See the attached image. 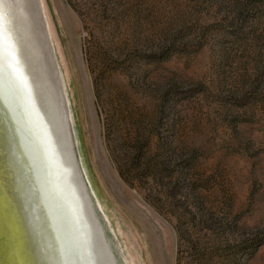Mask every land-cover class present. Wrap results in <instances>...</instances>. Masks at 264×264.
Wrapping results in <instances>:
<instances>
[{
	"label": "rangeland",
	"instance_id": "374dc122",
	"mask_svg": "<svg viewBox=\"0 0 264 264\" xmlns=\"http://www.w3.org/2000/svg\"><path fill=\"white\" fill-rule=\"evenodd\" d=\"M35 2L106 264H264V0Z\"/></svg>",
	"mask_w": 264,
	"mask_h": 264
},
{
	"label": "water",
	"instance_id": "95a60500",
	"mask_svg": "<svg viewBox=\"0 0 264 264\" xmlns=\"http://www.w3.org/2000/svg\"><path fill=\"white\" fill-rule=\"evenodd\" d=\"M11 1L23 14L25 28L32 35L30 14L28 13L29 17L25 15V10L19 5L22 0ZM23 1H26V6H29L31 11L32 8L35 13L36 10L38 11L36 0ZM35 57L36 72L38 73L37 69L42 64L46 66L48 74L49 69L46 62H39L40 59L37 58L36 53ZM52 83L51 81V87L45 81L43 84H46L47 89H52L56 119L54 113L49 115L44 105L43 108L49 115L57 150L63 152L64 163L66 162L70 169L74 168V175L71 177L73 183L79 179L77 181L79 190L75 184L78 196L82 198L80 199L82 211L80 207L78 208L79 205L77 208L83 240L77 241V234L73 231L72 224L57 214L55 210L50 211V215L44 212L45 204L42 195L37 193L34 185L29 159L23 158L22 151L19 154L16 152L19 149L14 136L16 134L12 131L16 132L17 128L0 94V264H106L103 254V245H105L103 231L100 230L92 213L93 206L98 208L96 197L91 190L77 153V165L73 163V160L71 162L65 118L60 108L59 97L53 91ZM50 117L59 123L62 122L61 134L54 129L55 126ZM75 144L78 148V144L76 142ZM75 144L74 151H77ZM16 147L17 150L14 151ZM80 174L85 187L80 180ZM82 231H85L84 234ZM100 235L101 239L103 238L102 242Z\"/></svg>",
	"mask_w": 264,
	"mask_h": 264
},
{
	"label": "bare ground",
	"instance_id": "6f19581e",
	"mask_svg": "<svg viewBox=\"0 0 264 264\" xmlns=\"http://www.w3.org/2000/svg\"><path fill=\"white\" fill-rule=\"evenodd\" d=\"M23 19L11 0H0V94L17 128L12 133L16 134L19 151L17 147L13 150L18 154L22 151L23 158L29 159L34 185L45 204L44 212L50 215L55 210L66 218L77 234V241L81 242L78 208L82 211V198L78 196L76 184L78 190L79 186L71 179L74 168L71 170L64 163L63 152L57 150L49 119L50 113L56 119L55 102L52 89L43 84L45 81L51 87V80L45 65L40 64L38 73L35 70V53L39 52ZM52 123L59 133L62 122L52 120Z\"/></svg>",
	"mask_w": 264,
	"mask_h": 264
},
{
	"label": "trees",
	"instance_id": "16d2710c",
	"mask_svg": "<svg viewBox=\"0 0 264 264\" xmlns=\"http://www.w3.org/2000/svg\"><path fill=\"white\" fill-rule=\"evenodd\" d=\"M254 4H253V6H254ZM250 10H255V6L251 7V3H249V5L245 7V9H244V7H242V9H241L242 12H249ZM260 244H262V243H260Z\"/></svg>",
	"mask_w": 264,
	"mask_h": 264
}]
</instances>
